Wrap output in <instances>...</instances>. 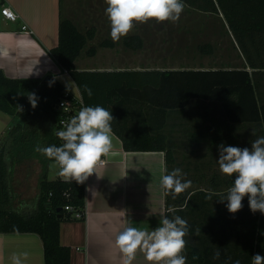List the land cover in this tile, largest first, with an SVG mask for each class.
<instances>
[{
  "label": "trees",
  "instance_id": "16d2710c",
  "mask_svg": "<svg viewBox=\"0 0 264 264\" xmlns=\"http://www.w3.org/2000/svg\"><path fill=\"white\" fill-rule=\"evenodd\" d=\"M183 1L195 9L225 18L244 58L243 66L80 70L75 61L94 38L96 28L81 30L73 19L61 17L59 42L50 53L77 84L80 96L69 91L54 74L16 78L0 68V110L16 119L0 145V231L37 233L43 242L45 264H71V248L61 243L60 225L63 220L74 219V210L86 207L85 182L69 183L60 176L49 179L48 165L52 160L35 150L37 146L62 144L55 132L63 130L61 121L68 114L58 107L66 94L79 110L99 105L111 111L112 130L121 138L125 150L163 151L166 174L178 168L176 149L166 131L169 114L173 110L184 111L194 99L209 103L211 123L205 125V131L192 132V139L207 138L212 144L226 143L225 140L233 143L242 126L254 127L256 138L264 136V94L260 89L264 85V0ZM124 42L132 49L144 45L139 34L127 35ZM114 45L111 39H104L90 46L87 53L93 55L98 46ZM199 49L205 54L214 50L210 42L199 44ZM85 86L92 90L91 96ZM28 93L38 97L34 109ZM41 124L49 126H43L44 134L39 130ZM40 155L44 168L39 178L37 209L23 213L8 207L12 202L9 161ZM229 178L225 190H186L176 199L165 195L166 215L170 218L175 214L187 221L190 214L196 216L194 235L185 237L187 264H236L237 261L252 264L253 255L264 256V214L251 212L247 196L242 201L243 208L235 214L227 210L226 200L220 202L232 186L234 176ZM213 182L216 183L215 178ZM67 204L72 210L65 208ZM169 209H174V213ZM217 250L220 257L214 259ZM194 256L197 258L193 259Z\"/></svg>",
  "mask_w": 264,
  "mask_h": 264
},
{
  "label": "crops",
  "instance_id": "0c3cea01",
  "mask_svg": "<svg viewBox=\"0 0 264 264\" xmlns=\"http://www.w3.org/2000/svg\"><path fill=\"white\" fill-rule=\"evenodd\" d=\"M70 2L77 0H0V68L8 76L28 78L54 74L69 91L80 96L77 84L50 53V49L59 42L61 17H69L78 25L74 15L64 16L65 7ZM4 5L17 12V20H11L1 13ZM86 19L88 22L93 21L96 34L75 61L80 70L200 67L188 63L186 66L178 63L175 64L176 67H168L164 61L155 64L136 63V54L141 49L142 53L152 54L151 45L154 49L163 46L162 41L151 44L152 26H137L136 23L129 34H139L144 39L142 47L132 49L125 44L123 37L114 46H98L96 53L90 55L87 53L90 46L98 45L104 39H111L110 24L106 15H92L91 19ZM150 22L151 20L148 23ZM23 25L27 29H23ZM160 29L162 28L157 27L156 30ZM235 45L237 47L236 42ZM241 57L244 60L242 54ZM260 89L264 94V85ZM15 120L0 110V134L8 130ZM39 126L41 134L45 133L43 126L49 127L42 124ZM253 131L255 135H252ZM238 134L239 137L233 143L229 140L225 142L233 146L238 142L243 147L251 146L256 138V129L242 126L238 129ZM112 144V150L105 156L106 163L98 164L95 172L85 181V218L61 222L60 239L63 245L71 248V264H124L125 258L115 244L119 232L129 225L150 231L159 225L160 216L166 215L165 194L160 186V179L166 174L164 152L127 151L114 131ZM42 157L40 155L32 159L24 158L22 161H9L12 164V174L9 177L12 202L8 207L23 213L37 209L39 178L44 168ZM22 253L28 254L23 264H45L43 242L37 233L0 231V264H12V255ZM132 264L148 262L144 254L137 251Z\"/></svg>",
  "mask_w": 264,
  "mask_h": 264
},
{
  "label": "clouds",
  "instance_id": "9594fccd",
  "mask_svg": "<svg viewBox=\"0 0 264 264\" xmlns=\"http://www.w3.org/2000/svg\"><path fill=\"white\" fill-rule=\"evenodd\" d=\"M105 3L113 43L126 37L135 23L144 24L150 20L177 23L185 7L183 0H105ZM85 91L92 95L87 86ZM28 101L33 109L37 107L35 93H28ZM112 121L114 117L106 108L84 106L64 125L63 130L55 132L62 141L60 146H37L35 150L55 162L59 167L58 174L65 182L83 184L95 172L98 163H102L101 157L112 150ZM252 135H255L254 131ZM218 147L219 171L226 176H234L232 186L221 196L220 202L226 200L227 210L235 214L243 208L242 201L247 196L251 212L264 214V136L254 139L251 148L224 144ZM185 175L180 168L163 175L160 186L164 194L176 199L191 188L192 182L186 180ZM212 195L214 193L209 194L208 199ZM168 211L174 213L175 210ZM188 234L189 225L184 218L175 214L171 218L161 215L159 225L150 231L127 226L116 236L115 244L125 258L124 264H132L137 251L144 254L148 264H187L185 237ZM27 255L13 254L12 264H23ZM219 257L220 251L217 250L214 259ZM252 264H264V256L253 255Z\"/></svg>",
  "mask_w": 264,
  "mask_h": 264
},
{
  "label": "rangeland",
  "instance_id": "374dc122",
  "mask_svg": "<svg viewBox=\"0 0 264 264\" xmlns=\"http://www.w3.org/2000/svg\"><path fill=\"white\" fill-rule=\"evenodd\" d=\"M183 3L185 5L184 11L177 23H171L169 21L157 23L154 20H151L150 23H136L137 26H152L151 44L162 41L163 46L154 49L151 45L152 54L142 53L141 49L136 54L135 62L155 64L164 61L168 64V67H176L175 64L178 63L184 66L188 63L203 67H223L244 64L240 51L235 45L234 35L230 31L231 29L226 23L225 18L220 14L195 9L184 1ZM106 7L105 0H77L74 3L70 2L65 7L64 16L68 14L71 16L74 15L78 26L86 30L94 24L93 21L89 20L88 22L86 18L91 19L92 15L105 16ZM157 27L162 28L160 29L161 32L156 30ZM205 42L213 44V52L205 54L200 51L199 44ZM149 43L146 42V44ZM213 107L216 109L215 106ZM208 110H210L208 102L201 99H194L184 108V111L180 110L181 112H179V109L171 111L166 125V131L170 135L171 145L176 149L177 167L186 174L184 178L192 182V186L188 191L197 188L225 190L230 180L229 176L219 171L217 163L219 158L218 146L221 144L225 146L233 145L227 143L212 144L207 138L195 140L190 136L192 132L194 134L196 131H205V125L211 123ZM217 110L221 111V107L217 106ZM6 133L7 129L0 134V145H3L5 142ZM239 144L238 142L236 147L251 148L249 145H244L243 147ZM32 146L34 148V145ZM29 158L32 159V157ZM58 173L59 167L54 161H51L49 163L48 177L51 179L55 178L58 176ZM214 178L216 179V183L213 182ZM195 220L196 216L193 214L187 217L189 225V234L187 237L194 235L193 222ZM195 224L197 227V223ZM217 229L219 228L217 227ZM247 238L250 239L251 237ZM241 247L244 248L245 246L241 244Z\"/></svg>",
  "mask_w": 264,
  "mask_h": 264
},
{
  "label": "built area",
  "instance_id": "2783aa9c",
  "mask_svg": "<svg viewBox=\"0 0 264 264\" xmlns=\"http://www.w3.org/2000/svg\"><path fill=\"white\" fill-rule=\"evenodd\" d=\"M1 13L11 20H17V18H18L17 12L15 10H13L10 6H5V5L2 6ZM23 29H27V26L23 25ZM58 107L62 108V110H64L66 113H68L61 121L63 125H65L68 121H70L72 116L76 115L79 111V108H77V106L75 104H73V102L67 97V94L65 97H63L62 99L59 100ZM69 113H71V114H69ZM101 161H102V163H98V164L106 163V161H107L106 157L102 156ZM65 208L67 210H72V206L70 204H67L65 206ZM85 216H86V210L85 209L84 210H74L72 213V217L74 219H83V218H85Z\"/></svg>",
  "mask_w": 264,
  "mask_h": 264
},
{
  "label": "water",
  "instance_id": "95a60500",
  "mask_svg": "<svg viewBox=\"0 0 264 264\" xmlns=\"http://www.w3.org/2000/svg\"><path fill=\"white\" fill-rule=\"evenodd\" d=\"M59 216H61V214Z\"/></svg>",
  "mask_w": 264,
  "mask_h": 264
}]
</instances>
